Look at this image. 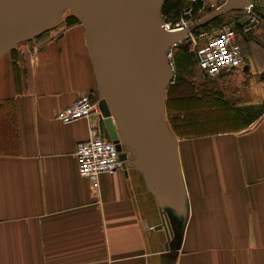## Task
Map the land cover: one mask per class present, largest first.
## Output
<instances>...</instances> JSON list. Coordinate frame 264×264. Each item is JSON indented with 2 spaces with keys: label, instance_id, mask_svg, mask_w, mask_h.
Returning a JSON list of instances; mask_svg holds the SVG:
<instances>
[{
  "label": "crops",
  "instance_id": "crops-1",
  "mask_svg": "<svg viewBox=\"0 0 264 264\" xmlns=\"http://www.w3.org/2000/svg\"><path fill=\"white\" fill-rule=\"evenodd\" d=\"M256 13L255 26L241 23L243 67L209 89L185 75L192 87L173 90L189 214L169 248L156 195L136 167L102 174L97 187L78 172L77 147L99 112L69 123L58 112L84 93L98 97L83 24L51 31L26 71L11 51L0 58V264H264V14ZM238 106L262 113L246 123Z\"/></svg>",
  "mask_w": 264,
  "mask_h": 264
},
{
  "label": "water",
  "instance_id": "water-1",
  "mask_svg": "<svg viewBox=\"0 0 264 264\" xmlns=\"http://www.w3.org/2000/svg\"><path fill=\"white\" fill-rule=\"evenodd\" d=\"M249 0H225L196 27ZM165 0H0V58L19 43L62 24L70 11L83 24L100 110L110 138L157 198L168 242L182 240L189 200L179 142L168 123L167 88L174 78L169 49L187 29L164 27ZM247 17L242 24L249 21ZM258 21L250 23L255 26Z\"/></svg>",
  "mask_w": 264,
  "mask_h": 264
},
{
  "label": "built area",
  "instance_id": "built-area-1",
  "mask_svg": "<svg viewBox=\"0 0 264 264\" xmlns=\"http://www.w3.org/2000/svg\"><path fill=\"white\" fill-rule=\"evenodd\" d=\"M256 4V0L248 1L246 9L243 10L245 16L241 22L247 17L251 18L250 22H259L260 17L255 12ZM192 11L193 8H189L177 21H168L165 18L163 25L169 30H188L185 39L191 38L196 44L197 65L202 73L209 78H216L225 70L243 67L245 58L237 28L232 23H227L219 28L195 35L196 24L190 22ZM197 38L202 40L201 44L197 45ZM168 54L172 63V54L170 51ZM96 112H99V122L91 127V136L80 142L76 150L78 172L81 176L90 179L94 187L98 186L102 174H113L128 167L127 161L121 157V151L117 144L109 137L106 127L103 125L104 116L100 110L99 98L94 92L84 93L73 104L58 112V119L65 123L81 118H90ZM104 128L106 134L103 133ZM152 228L154 227L152 226Z\"/></svg>",
  "mask_w": 264,
  "mask_h": 264
},
{
  "label": "rangeland",
  "instance_id": "rangeland-1",
  "mask_svg": "<svg viewBox=\"0 0 264 264\" xmlns=\"http://www.w3.org/2000/svg\"><path fill=\"white\" fill-rule=\"evenodd\" d=\"M223 2H224V0H203V6L201 7L199 12L197 13V16L194 15V12L192 13V17H191L190 22H194L195 24H197L198 21L204 19L209 14H211ZM188 9H189V7L184 8L183 13ZM256 10L264 14V0H258V2L256 4ZM234 11L235 10H232V11H229L226 14H224L222 16L223 17L222 19L224 20L223 22H231V21H233V19H235L236 16H239V15L244 16V13H236ZM70 15H73V14H71L70 11H66L62 24L53 30H57L60 27L71 26V23H73V22H72V19L69 18ZM66 18H69V19H67V21H65ZM166 20L172 21L169 19H166ZM76 24L80 25L79 22L74 23L72 25H76ZM234 26L236 27V24ZM215 27L219 28V26H212V27H209L208 29H202V30L208 31V30H211L213 28L216 29ZM236 28H238V26ZM53 30L47 31L40 38L36 37L32 40L23 41V42L19 43L14 49L11 50L9 55L17 58L18 60L23 61L22 65H24L23 66L24 70L25 71L28 70V68H29L28 62H29L31 55L34 53L35 50H37L40 47V45L43 42L48 41L50 39V35H51L50 33ZM198 32L194 31L195 35H199L200 33H198ZM201 43H202V40L200 38H197V45L201 44ZM195 46H196V44L194 43V41L191 40V38H187V39H183L181 41H178L177 44H175L171 47L170 52L172 54L171 57H172L175 72H176L175 73L176 76H174V78L172 80V85H174V82L178 80V76L184 78L185 75L193 77L194 82H197V83L203 82L206 85V88H208V89L210 87H214L215 81L216 82L218 81L217 79H214V78L213 79L208 78L205 74L202 73V71L198 67L196 59H195L196 58L195 57ZM187 54H191L193 56L190 59V61L187 60V57H186ZM19 70H21V69L19 68ZM171 88L173 89L174 87H171ZM168 123H169V121H168Z\"/></svg>",
  "mask_w": 264,
  "mask_h": 264
},
{
  "label": "trees",
  "instance_id": "trees-1",
  "mask_svg": "<svg viewBox=\"0 0 264 264\" xmlns=\"http://www.w3.org/2000/svg\"><path fill=\"white\" fill-rule=\"evenodd\" d=\"M202 6H203V0H165V2L163 4V8H162V14H163L164 18H166V19H169L172 21H177L178 19L181 18L184 8H188V7L193 8L192 13L194 12V15L197 16V13L199 12V10L201 9ZM234 12L241 13V11H236V10ZM255 12H257L256 7H255ZM224 14H226V13H224ZM224 14H222L218 17H215L214 19L210 20L208 23H206L204 25H200V26L196 27L194 31L195 32L199 31L198 33H202V32H204V30H202V29H208L209 27H212V26H219L223 23L224 24L230 23V22H223L224 20L222 19L223 18L222 16ZM258 17H259V15H258ZM69 18L72 19V22H73V23H71V25L74 23H78V22L81 23V21L75 15H70ZM69 18H66L65 21H67V19H69ZM235 18L237 20L236 19H233V20L236 21V27L238 26L237 30L240 32V29L244 27L241 24V20L243 19V15L236 16ZM45 33L46 32L37 36V38H40ZM186 57H187V60L190 61V59L193 56L191 54H187ZM195 57H196V54H195ZM196 62H197V60H196ZM175 76H176V74H175ZM263 76H264V74H263ZM210 79H213V78H210ZM171 87H174V88L172 89ZM186 87L187 88L192 87L191 81H189L186 76L184 78L178 76V80L174 82V85H172V83H170V85L167 88L166 109H167L168 121H169L170 126H171L172 130L174 131V133L179 135V136L182 134L181 128H180L181 124L178 120L179 116L173 112L171 100H172L174 89H182V88H186ZM186 96H193V93L192 92H189L188 94L186 93ZM9 102L10 101H8V103ZM236 110H237L238 114H240L241 118H243L246 121V123L253 122L262 113L261 112L262 107L259 108V107H254V106H242V107L238 106V107H236ZM10 111L12 112L11 109H10ZM10 111H8V114H9L8 124H7L8 134H7L6 139H8L9 141H12L11 143H13L15 141V136H14L15 120L12 119V115H11ZM3 145L5 146L6 143H3Z\"/></svg>",
  "mask_w": 264,
  "mask_h": 264
},
{
  "label": "bare ground",
  "instance_id": "bare-ground-1",
  "mask_svg": "<svg viewBox=\"0 0 264 264\" xmlns=\"http://www.w3.org/2000/svg\"><path fill=\"white\" fill-rule=\"evenodd\" d=\"M194 6V5H193ZM237 20V19H236ZM256 40V39H255ZM173 45H174V43H173ZM171 50V47H170V49H169V51ZM7 54V53H6ZM172 64H173V67H174V63H173V60H172ZM175 71V70H174ZM236 118H237V116H236ZM232 122V121H231ZM166 227V229L168 230V232L170 233V229H169V226L168 225H166L165 226Z\"/></svg>",
  "mask_w": 264,
  "mask_h": 264
}]
</instances>
